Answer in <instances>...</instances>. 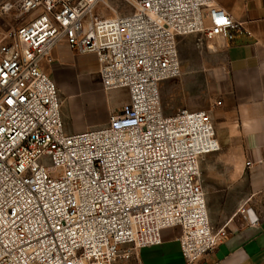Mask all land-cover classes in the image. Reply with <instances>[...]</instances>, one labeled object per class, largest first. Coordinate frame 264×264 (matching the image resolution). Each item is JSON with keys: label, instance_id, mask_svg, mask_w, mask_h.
<instances>
[{"label": "built area", "instance_id": "built-area-1", "mask_svg": "<svg viewBox=\"0 0 264 264\" xmlns=\"http://www.w3.org/2000/svg\"><path fill=\"white\" fill-rule=\"evenodd\" d=\"M117 1L0 0L19 21L0 34V264H143L171 227L194 264L228 234L201 186L200 161L220 148L211 116L165 115L160 83L181 73L178 36L230 40L243 23L213 0ZM61 42L96 56L103 90L127 91L101 127L64 132L43 69Z\"/></svg>", "mask_w": 264, "mask_h": 264}, {"label": "crops", "instance_id": "crops-1", "mask_svg": "<svg viewBox=\"0 0 264 264\" xmlns=\"http://www.w3.org/2000/svg\"><path fill=\"white\" fill-rule=\"evenodd\" d=\"M213 1L243 23V32L230 40L222 35L213 39L196 34L177 37L180 62L184 48L193 43L201 51L206 49L210 59L221 56L225 66L224 72L216 74L215 95L205 109L220 148L203 156L201 186L211 225H225L228 234L194 264H264V0ZM68 50L72 51L65 42L54 47V62L43 64L49 76L56 62L69 63L72 57L84 55H93L98 74L94 54H70ZM180 81L178 88L184 91L187 80L183 77ZM162 82L160 86L166 90L175 85ZM162 109L171 115L179 108L165 104ZM246 161L252 165L247 167ZM246 209L255 222L244 218L241 210ZM180 232L179 227L163 229L159 245L140 249L142 263L185 264L178 242Z\"/></svg>", "mask_w": 264, "mask_h": 264}, {"label": "rangeland", "instance_id": "rangeland-1", "mask_svg": "<svg viewBox=\"0 0 264 264\" xmlns=\"http://www.w3.org/2000/svg\"><path fill=\"white\" fill-rule=\"evenodd\" d=\"M108 1L123 8L122 3L117 0ZM18 22L10 17H0V34L16 28ZM184 51L180 62L181 75L162 82L175 85L168 90L160 86L161 105L167 104L173 109L205 110L215 95L216 74L225 70L223 58L215 56L210 59L205 54L206 49L201 51L193 43L184 48ZM71 60L73 63L56 62L52 66L53 71L48 72L57 87L64 132L67 134L103 126L109 116L116 113L128 99L126 89L103 90L93 55L76 56ZM183 77L187 80L184 91L178 88ZM202 169L201 159L200 177Z\"/></svg>", "mask_w": 264, "mask_h": 264}, {"label": "bare ground", "instance_id": "bare-ground-1", "mask_svg": "<svg viewBox=\"0 0 264 264\" xmlns=\"http://www.w3.org/2000/svg\"><path fill=\"white\" fill-rule=\"evenodd\" d=\"M239 211V210H238ZM237 213V212H236Z\"/></svg>", "mask_w": 264, "mask_h": 264}]
</instances>
